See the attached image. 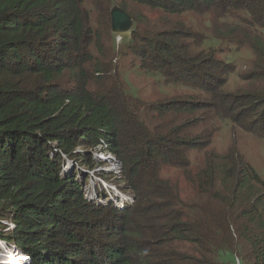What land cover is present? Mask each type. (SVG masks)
I'll use <instances>...</instances> for the list:
<instances>
[{
    "label": "trees",
    "instance_id": "trees-1",
    "mask_svg": "<svg viewBox=\"0 0 264 264\" xmlns=\"http://www.w3.org/2000/svg\"><path fill=\"white\" fill-rule=\"evenodd\" d=\"M117 1L0 0V238L29 264H264V178L212 147L224 120L264 139V0H120L119 49ZM132 69L181 88L143 97ZM95 153L120 163L124 209L96 199L124 189Z\"/></svg>",
    "mask_w": 264,
    "mask_h": 264
},
{
    "label": "rangeland",
    "instance_id": "rangeland-1",
    "mask_svg": "<svg viewBox=\"0 0 264 264\" xmlns=\"http://www.w3.org/2000/svg\"><path fill=\"white\" fill-rule=\"evenodd\" d=\"M118 3H120V0H118L116 2V4L118 5ZM151 16H161V15H151ZM184 19H186L188 22L191 21H200V19L198 17H192L190 15H186L185 17H183ZM197 23V22H196ZM124 34H117V38H116V48L119 49V46L122 44L123 40H122V36ZM220 43V45H218ZM217 44V46H220L222 48H225L226 43L223 42H219ZM223 57L228 58L229 60H234V62L236 63V68H237V72L240 73L243 70L248 69L251 66V61L253 59V54H252V50L248 47H244L241 48L239 50H235L234 47H232L231 51H228L227 49H225L224 54H222ZM234 57V58H233ZM237 72H235L233 75H231L230 77V82L228 84V89H233V88H237V87H242L245 86V82L244 80H242L241 78L239 79ZM127 76H129L131 83L137 87V90L141 91V95L143 97H148V96H162V94H160V91L162 92H168V93H174L179 91V89H174L169 86L166 85L165 81L162 80L161 82V89H158V85L156 83V80L154 77H151L149 75H147L144 72H137L134 71L132 69V71L127 72L126 73ZM138 94L140 92H138L135 88H133ZM154 98V97H153ZM236 140V141H234ZM234 141V142H233ZM233 144H235L237 146V148L244 154V156L246 157V159L253 165V167L257 170V172L264 178V139H261L259 137H257L254 134H250L247 133L241 129H239L236 126V129H232L231 123L227 120H224L223 122L221 121V129L220 131L216 134L215 137V141L213 142L212 147L213 148H217L218 150H222L225 151L226 148L232 146ZM96 156L100 155L99 157L105 162L104 165V169L105 167H111V164L106 163L107 162V157L106 155L103 156L101 155V153H95ZM75 167V165H73L71 167V169L73 170ZM120 163L116 162V164L114 166H112V170L108 171V175L106 176L107 181H109L112 184H115L121 188H123L125 191H127L129 193V195L132 196L133 199V192L131 190L128 189L127 184L125 179H122V175L119 176L116 171L120 169ZM85 172H82L83 176H85L86 174L89 175V179L91 182L88 187V190L86 191V193L89 194V192H92L94 189L93 187L97 186V182H100V180H102L100 177H97V175L94 174V171H89L87 170V166L83 167ZM106 170V169H105ZM96 172H101L100 171V167H96L95 169ZM166 174L170 175L171 177H176L179 178V180L182 183H185L182 177V173L181 172H177L174 170H168L165 172ZM126 192V193H127ZM127 193V194H128ZM108 196L109 199H106V197ZM95 197L97 198V196L95 195ZM98 199V198H97ZM113 198L110 197V195L107 194H103V196L101 197V200H106V201H112ZM115 200H117V198H114ZM132 201V200H131ZM130 201V202H131ZM134 202V200L131 202V204ZM12 221V220H11ZM7 222V221H4ZM12 223V222H11ZM4 229V231L9 230L10 226L7 225V223H4V227H2ZM11 231H13L11 229ZM10 245V246H9ZM7 244V242L5 240H2L0 238V264L1 260H3V258H7L5 257V253H10V252H15L17 253L19 256H22L24 252H22L21 250H19L17 247H15L14 243L11 244ZM4 246V247H3ZM222 261L224 262V264H237V259L235 258V256H233L231 253H226L223 254L222 257ZM29 264V263H26Z\"/></svg>",
    "mask_w": 264,
    "mask_h": 264
},
{
    "label": "built area",
    "instance_id": "built-area-1",
    "mask_svg": "<svg viewBox=\"0 0 264 264\" xmlns=\"http://www.w3.org/2000/svg\"><path fill=\"white\" fill-rule=\"evenodd\" d=\"M101 155H103V156H105L106 155V157L108 158L107 160H108V162H109V164H111V167H105V169L106 170H112L113 168H112V166H114L115 164H116V156H115V154L113 155V154H104V153H101ZM98 156H100V155H98ZM102 158V157H101ZM116 173H121V167H120V169L119 170H117L116 171ZM112 188H113V190H114V192H109L108 191V195H110V197L111 198H113L112 199V201L111 202H113L115 205H116V207H118L119 209H124L125 208V206H126V204H128V203H131L133 200H134V198L132 199V196L131 195H129V193L127 194L124 190H122V189H118L117 187H115V186H111ZM89 196V195H88ZM102 196H103V194H102ZM101 196V197H102ZM117 198V200H115L114 198ZM97 198L98 199H101L99 196H97ZM96 198V199H97ZM109 199V198H108ZM132 200V201H131ZM131 201V202H130ZM12 222V223H11ZM4 223H7V225H9L10 226V228H9V230H7V231H11V229L13 230L15 227H16V224L13 222V221H7V222H4ZM10 246V245H9ZM15 246V245H14ZM16 247V246H15ZM6 255L5 256H7V258L10 256V255H13V258L14 259H7V260H3V261H5L6 263H3V264H9V263H12V261H14L13 263L14 264H26V263H30V259H29V256L28 255H26L25 253H23V255L22 256H19L17 253H15V252H10V253H5ZM8 261H9V263H8ZM12 263V264H13ZM237 264H241V262H240V260L237 258Z\"/></svg>",
    "mask_w": 264,
    "mask_h": 264
},
{
    "label": "water",
    "instance_id": "water-1",
    "mask_svg": "<svg viewBox=\"0 0 264 264\" xmlns=\"http://www.w3.org/2000/svg\"><path fill=\"white\" fill-rule=\"evenodd\" d=\"M112 29L115 34H125L134 25V20L119 5L111 9Z\"/></svg>",
    "mask_w": 264,
    "mask_h": 264
},
{
    "label": "bare ground",
    "instance_id": "bare-ground-1",
    "mask_svg": "<svg viewBox=\"0 0 264 264\" xmlns=\"http://www.w3.org/2000/svg\"><path fill=\"white\" fill-rule=\"evenodd\" d=\"M4 247V246H3ZM1 256V255H0ZM5 257H7V256H5ZM9 259H14L13 258V255H10L9 257H8ZM8 258H3V260H7ZM3 260H1V263L3 264V263H6L5 261H3ZM14 261H12V263H13ZM8 263H9V261H8ZM12 263H9V264H12ZM14 264V263H13Z\"/></svg>",
    "mask_w": 264,
    "mask_h": 264
}]
</instances>
